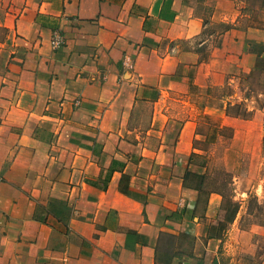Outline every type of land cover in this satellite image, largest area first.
I'll use <instances>...</instances> for the list:
<instances>
[{
    "label": "crops",
    "instance_id": "0c3cea01",
    "mask_svg": "<svg viewBox=\"0 0 264 264\" xmlns=\"http://www.w3.org/2000/svg\"><path fill=\"white\" fill-rule=\"evenodd\" d=\"M22 2L6 26L24 53L0 71V264H252L256 231L239 210L221 227L194 142L203 116L258 136L230 112L257 109L241 94L264 61L258 5Z\"/></svg>",
    "mask_w": 264,
    "mask_h": 264
},
{
    "label": "rangeland",
    "instance_id": "374dc122",
    "mask_svg": "<svg viewBox=\"0 0 264 264\" xmlns=\"http://www.w3.org/2000/svg\"><path fill=\"white\" fill-rule=\"evenodd\" d=\"M244 1L258 5L260 22H264V0ZM22 5V0H0V71L7 68L13 55L24 53L12 45L14 29L6 26V21L11 22L20 13ZM249 83V89L241 96L248 99L244 103L251 101L257 109L250 111L244 105H234L230 112L255 119L258 136L235 135L231 127H220L218 120L203 116L197 130L204 137L194 144L207 152L196 155L194 162L208 171L204 189L212 188L222 194L221 227L227 226L239 210V226L256 231L251 238L257 245L256 255L252 259L245 254L239 256L243 261L259 264L264 263V61L258 60Z\"/></svg>",
    "mask_w": 264,
    "mask_h": 264
},
{
    "label": "built area",
    "instance_id": "2783aa9c",
    "mask_svg": "<svg viewBox=\"0 0 264 264\" xmlns=\"http://www.w3.org/2000/svg\"><path fill=\"white\" fill-rule=\"evenodd\" d=\"M64 43V37L60 33V31L55 30L52 31L51 37H50V45L53 49H56L60 47ZM77 102V101H76ZM2 180V176L0 175V181Z\"/></svg>",
    "mask_w": 264,
    "mask_h": 264
},
{
    "label": "trees",
    "instance_id": "16d2710c",
    "mask_svg": "<svg viewBox=\"0 0 264 264\" xmlns=\"http://www.w3.org/2000/svg\"><path fill=\"white\" fill-rule=\"evenodd\" d=\"M238 114V113H237Z\"/></svg>",
    "mask_w": 264,
    "mask_h": 264
}]
</instances>
